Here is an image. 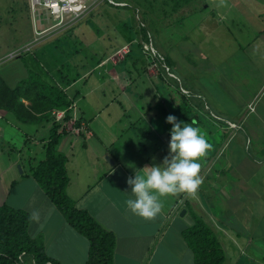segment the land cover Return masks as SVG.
I'll return each instance as SVG.
<instances>
[{"label": "crops", "instance_id": "crops-1", "mask_svg": "<svg viewBox=\"0 0 264 264\" xmlns=\"http://www.w3.org/2000/svg\"><path fill=\"white\" fill-rule=\"evenodd\" d=\"M215 6L221 19L228 18L226 24L215 25L210 32L213 37L214 34L222 36L223 46L217 45L220 49L217 48L219 58L216 59L220 61L221 55L227 58L229 73L221 74L218 64L215 67L218 74L211 83L215 82L214 87L228 97V108L221 101L211 109L207 99L208 102L203 100L204 108L212 110L209 113L213 120L201 108L200 101L197 112L203 113L204 118L197 115L191 119L188 113L177 117L178 121L200 128L213 151L209 149L200 159L198 175L202 183L196 192L179 191L160 197L162 210L152 220L138 217L127 209L125 201L130 192L127 179L138 169L162 163L168 155L172 126L161 123L168 115L178 113L175 91L167 90V94L160 91V98L168 102L154 109L153 74L143 73L147 60L136 52L133 65L142 71L137 77L149 81L151 91L133 92L134 97L142 100L141 106L117 108L113 106L117 102L114 91L104 86L106 73H98L102 77L100 82L98 77H92L108 52L101 47L99 53H91L94 65L86 62V55L82 58L84 61L80 58L76 61V66L83 65L81 73L70 78L72 85L65 92L75 102L76 115L85 129L75 134L66 126L57 149L67 157L70 179L67 194L77 208L87 211L115 237L113 264H195L182 236L183 230L192 224L193 215L203 218L219 239L225 256L223 264H264V228L258 234H251L245 228L264 226V0H223ZM201 55L204 59L210 56L208 52ZM60 63H55V70L61 69ZM66 80L45 81L60 87ZM124 81L127 84L121 85L120 90L129 87L130 81ZM99 85L101 89L96 90ZM181 88L188 91V94L182 92L187 97L192 94L184 85ZM200 91L201 88L196 92L198 96ZM39 125L44 127L40 130ZM50 127L47 121L20 122L11 112L0 109V146L9 149L7 158L0 159V204L24 209L29 215L34 209L40 210L43 227L29 219V235L41 237L44 250L54 263L86 264L87 237L69 225L30 171L31 165L43 155ZM21 161L28 164V169L18 165L21 172H14V165ZM222 180L226 183L223 186L219 184ZM220 187L235 196L230 205L221 207V216L217 217L214 212L211 218L205 219L199 207L205 208V202L217 197ZM182 209L185 213L180 216ZM52 261L44 264H53ZM16 264L35 262L31 259Z\"/></svg>", "mask_w": 264, "mask_h": 264}, {"label": "rangeland", "instance_id": "rangeland-1", "mask_svg": "<svg viewBox=\"0 0 264 264\" xmlns=\"http://www.w3.org/2000/svg\"><path fill=\"white\" fill-rule=\"evenodd\" d=\"M95 1L92 9L90 7L80 19L54 26L53 20L46 13L38 12L32 15L28 0H0V75L7 84L14 86L19 79L28 77L35 70L47 81L67 79L60 86L67 91L69 85H72L70 82H73L70 78L77 77L76 73H81L83 65L76 66L77 59L86 55V62L94 65L96 63L94 58L90 59L91 53H99L103 47L109 55L103 64L99 62L92 77H98L100 82L102 77L98 73H106L103 74L104 86L107 90L114 91L117 102H114L113 106L117 108L141 106L142 100L134 97L133 92L151 91L149 81L137 77L142 71L136 64L133 65L136 62V52L144 55L147 60L146 69H142L143 73L153 74L154 109L168 102L160 98V91L167 90L175 91L174 103L178 102V113L175 115L178 118L185 113H188L191 119H196L197 115L204 118L203 113L197 112L198 101L211 120L212 110L204 108L203 100L210 101L213 107L211 109L216 108L217 102L221 101L228 108V97L214 87L215 82L211 83L218 74L215 71L218 64L221 74L227 76L229 73L227 58L221 55L220 61L216 59L219 58L217 48L220 49L217 45L223 46L220 43L223 41L222 36L214 34L213 37L210 32L213 26L228 22L227 16L224 20L219 17L215 6L220 5L223 0H191L179 5H175L173 0H120L123 2L122 6H113L104 0ZM256 6L262 8L260 3ZM227 41H230V36ZM229 44L227 42V45ZM149 45H153V53H156L159 60L155 54L150 55ZM124 46L128 47V52H122ZM205 52L210 55L207 59L201 55ZM59 62L62 66L58 72L55 70V63ZM60 71H63L65 76H62L63 72ZM121 75L123 81H130L126 90L119 88L126 82L121 80ZM181 85L187 87L192 94L188 97L184 95L182 92L188 94V91L183 90ZM199 88L202 91L198 96L196 92ZM95 89H101V86ZM162 96L164 97V94ZM162 122V125L166 123ZM44 125H39V129ZM166 128L169 131V125L166 124ZM50 132L51 130H48V136ZM30 146L32 148V145ZM1 148L0 146V159H6L9 149ZM210 153L213 157V152ZM18 165L28 169V164L21 161L14 165V172H20ZM219 184L223 186L226 183L222 180ZM218 193L217 197L209 200L210 204L204 203L205 208L199 207L205 219L211 218L214 212L217 217L221 216V207L230 205L235 196L230 190L222 187ZM239 213L242 217L244 212ZM245 228L251 234H258L264 226Z\"/></svg>", "mask_w": 264, "mask_h": 264}, {"label": "trees", "instance_id": "trees-1", "mask_svg": "<svg viewBox=\"0 0 264 264\" xmlns=\"http://www.w3.org/2000/svg\"><path fill=\"white\" fill-rule=\"evenodd\" d=\"M175 5L191 0H173ZM72 98L61 87L43 80L36 72L9 86L0 75V109L11 112L20 122H51L48 141L43 155L30 171L39 186L64 214L75 230L89 241L86 264H113L115 237L102 228L88 213L75 206L66 192L69 175L66 169L67 157L57 149L65 133V120L70 116L66 111L65 120L56 123L51 112L67 108ZM29 213L21 208L0 204V264H16L19 256L34 260L35 264L52 261L46 254L40 236L28 233ZM193 222L186 227L182 236L193 253L195 264H223L225 256L219 239L212 228L200 216L193 215ZM53 264H56L52 261Z\"/></svg>", "mask_w": 264, "mask_h": 264}, {"label": "clouds", "instance_id": "clouds-1", "mask_svg": "<svg viewBox=\"0 0 264 264\" xmlns=\"http://www.w3.org/2000/svg\"><path fill=\"white\" fill-rule=\"evenodd\" d=\"M169 131V152L163 162L145 166L127 179L130 192L125 201L127 209L145 220L154 219L162 210L160 197L184 191L194 194L202 180L200 159L212 145L206 134L192 123L178 121L174 115L166 117ZM29 219L43 225L40 210L31 211Z\"/></svg>", "mask_w": 264, "mask_h": 264}, {"label": "built area", "instance_id": "built-area-1", "mask_svg": "<svg viewBox=\"0 0 264 264\" xmlns=\"http://www.w3.org/2000/svg\"><path fill=\"white\" fill-rule=\"evenodd\" d=\"M104 1L113 6L123 5V2L120 0ZM95 2V0H28V5L32 15H35L38 12L46 13L53 20L54 26H61L68 21L77 20L83 17L90 7L92 9ZM127 46L122 48L123 53L128 52L127 50L129 49H127ZM148 51L150 52V55L155 54V57H157L156 53H153V45H149ZM157 59L159 60L158 57ZM67 110H70V116L65 120ZM51 115L56 123L65 120L67 128L69 127V129L75 134H80L85 129L84 123L80 121L76 115V104L74 101H72L67 108L53 110ZM18 262H23L22 255L19 256Z\"/></svg>", "mask_w": 264, "mask_h": 264}, {"label": "water", "instance_id": "water-1", "mask_svg": "<svg viewBox=\"0 0 264 264\" xmlns=\"http://www.w3.org/2000/svg\"><path fill=\"white\" fill-rule=\"evenodd\" d=\"M105 159L109 162V163H113V161L111 160V158H109L108 156L105 157ZM19 171L21 172V168L20 166H18ZM185 213V209H182L179 213L180 216H182Z\"/></svg>", "mask_w": 264, "mask_h": 264}]
</instances>
